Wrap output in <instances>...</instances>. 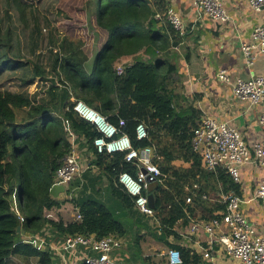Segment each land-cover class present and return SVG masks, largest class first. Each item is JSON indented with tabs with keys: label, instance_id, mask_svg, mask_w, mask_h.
<instances>
[{
	"label": "trees",
	"instance_id": "trees-1",
	"mask_svg": "<svg viewBox=\"0 0 264 264\" xmlns=\"http://www.w3.org/2000/svg\"><path fill=\"white\" fill-rule=\"evenodd\" d=\"M4 1L10 9H28L35 13L36 21L27 36L30 43L24 54L20 33L0 16V77L14 76L20 87L36 79L51 82L46 96L39 99L26 91L13 92L0 86V264H6L12 256L34 258L37 264H53L48 241L75 234H94L97 238L120 235L124 231V217L135 215L138 228L149 227V219L133 207L132 199L115 183L122 171L134 175V167L123 161V153H94L93 163L107 181L104 194L95 188L100 179L88 177L87 171L83 174L85 182L81 189L72 192L79 184L74 179L66 184L65 194L69 198L50 195L55 172L71 150L69 131L75 135L78 147L86 146L92 152V140L98 136L73 110V94L75 101L83 100L114 124L123 119L122 129L134 146H155V162L166 175L164 184L151 192L161 236L176 234L174 229L179 224L187 226L196 208L202 209L204 219L217 217L216 210L224 211V205H211L198 195L185 203L189 194L184 192L187 183L201 185L203 180L205 183L199 187L198 194L206 192L211 179L216 180L211 191H233L238 195L239 186L220 168L215 174L204 171L200 155L191 150L190 139L201 112L178 102L179 95L172 89L176 68L160 56V52L164 56L168 41L156 31L153 15L167 7L166 0H83L81 16L91 27L92 35L97 36L95 48L83 49L85 41L80 37L62 39L56 51L54 47L49 50L47 68L35 52L41 31L38 21L53 27L51 21L29 1ZM5 15L9 21L10 16L7 12ZM72 20L82 22L80 17ZM165 26L174 33L168 23ZM21 34L24 38V33ZM56 41L50 34L49 43L55 46ZM129 57L131 62L123 65L122 73L117 74L116 64ZM52 78L61 86L55 85ZM15 109L25 112L20 120ZM139 121L146 123L149 140H136L134 128ZM176 159L190 161V167L173 165ZM12 194L17 197L16 203ZM65 203L77 212L79 220L65 222L45 216L53 209L60 210ZM121 207L124 211L116 213ZM30 228L35 235L47 239L46 245L40 248L23 235ZM171 248L179 251L181 264L190 262L187 249Z\"/></svg>",
	"mask_w": 264,
	"mask_h": 264
},
{
	"label": "built area",
	"instance_id": "built-area-1",
	"mask_svg": "<svg viewBox=\"0 0 264 264\" xmlns=\"http://www.w3.org/2000/svg\"><path fill=\"white\" fill-rule=\"evenodd\" d=\"M246 2L251 9L264 12V0H246ZM192 6L197 17L205 16L221 22L228 19L223 0H192ZM153 18L156 22L168 23L179 37H184L189 31L179 13L170 6L163 11L154 12ZM240 51L247 67H251L258 58L264 55V24L253 27L250 40L241 43ZM115 70L117 74H121L123 64H117ZM216 77L218 81L230 87L231 94L236 100L247 103L249 107L262 106L258 115V123L264 132V74H256L247 78L231 77L225 69H222ZM71 101L74 102L73 110L76 114L88 122L98 136L92 140L94 152L89 151L86 156H83L77 152L75 135L69 131L71 150L62 158L55 172L53 183L66 187V184L73 179L96 166L93 163L94 153H123V161L134 167V175L128 171H122L117 174L115 183L132 199L133 207L141 215L157 223L159 228L154 208L149 205L147 198L149 183L156 186L163 185L166 179V175L162 174L155 162L157 156L155 146H134L129 135L122 129L123 119H118L117 124H114L83 101H75L72 97ZM134 132L136 140H149L148 127L144 121L136 123ZM190 146L194 153L200 155L204 171L215 174L220 168L236 184L241 181V166L253 164L257 167H264V139L248 145L237 129L228 122L214 117L204 116L200 119L198 126L193 129ZM185 188L189 193L185 197V203H190L192 197L197 195L203 200L209 199L205 193L198 194L197 184H192L189 189ZM253 196V198H264V179L256 186ZM211 201L224 205V211L218 212L217 217L210 219L191 220L187 227L186 236L201 232L207 235L205 245H201L203 257L209 258L214 248L219 247L225 255L240 264H264V238L252 228L241 212V198L233 191H219ZM19 219L23 220L22 215H19ZM77 219H80L78 214ZM43 239L41 235H35L32 243L43 245ZM120 245V241L114 234L101 238L93 235H68L64 237L61 245L50 248L52 263L116 264L110 253ZM78 248L85 249L90 254H81ZM167 258L170 264L182 263L180 253L176 249H170Z\"/></svg>",
	"mask_w": 264,
	"mask_h": 264
},
{
	"label": "crops",
	"instance_id": "crops-1",
	"mask_svg": "<svg viewBox=\"0 0 264 264\" xmlns=\"http://www.w3.org/2000/svg\"><path fill=\"white\" fill-rule=\"evenodd\" d=\"M166 2L167 6L179 13L189 28L184 37H179L175 33H169L164 23L156 22L155 26L160 29V34L165 35L168 41V47L163 57L165 61L167 60V64L170 63L176 68L172 89L176 95H179L178 102L199 109L200 119L210 116L228 122L242 134L248 145L263 140L264 132L258 123V115L262 106L249 107L247 103L236 100L231 94L230 87L218 81L216 76L222 69H225L231 77L247 78L256 74H264V55L258 58L251 67H247L240 51L241 43L250 40L253 27L264 24V12L251 9L246 0H223L228 19L221 22L208 19L205 16L197 17L192 0H166ZM131 60V57L125 58L117 64L125 65ZM75 146L81 155L85 156L89 153L86 146L78 147V143ZM172 164L186 169L190 167L191 163L176 159ZM200 165L203 167L202 163ZM85 172L77 177L80 189L85 182L83 177ZM240 179L238 196L241 198V212L252 228L264 238V198H253L256 186L264 179V167H257L253 164L243 165L240 168ZM200 182L201 185L194 184L201 188L205 182L203 180ZM214 185H216V180L211 179L205 192L209 197L205 201L211 205H215L216 202L211 199L216 197L219 192V190L211 191V187ZM185 187L189 189L192 185L188 186V183L184 185V192H187ZM61 196H66L65 190L55 198L59 199ZM73 211L74 217L69 221L79 220L77 212L74 209ZM119 211H124L123 207L121 210H116V213ZM216 211L215 213H218L221 210ZM45 216L49 217L48 212L45 213ZM56 218L53 220H57ZM201 219H204L202 209L196 208L194 215L189 218L187 226L179 224L174 229L176 234L161 236L157 223L153 220L147 219L149 227L141 229L136 225L135 215L133 218L124 217V219L122 218L123 233L114 234L121 245L112 250L110 256L116 264H170L167 258L168 251L173 249L171 248L173 246H180L191 254L188 264H240L225 255L219 247L214 248L209 258L203 257L201 245H205L207 235L201 232L186 236L191 220ZM222 228L224 229V227ZM23 235L33 234L24 231ZM90 235L95 236L94 234ZM43 240L46 245L47 239ZM63 240L64 238L48 241L47 246L51 249L55 248L61 245ZM78 250L81 254H90L85 249L78 248ZM15 259L17 257L12 256L7 260V263L9 260Z\"/></svg>",
	"mask_w": 264,
	"mask_h": 264
},
{
	"label": "rangeland",
	"instance_id": "rangeland-1",
	"mask_svg": "<svg viewBox=\"0 0 264 264\" xmlns=\"http://www.w3.org/2000/svg\"><path fill=\"white\" fill-rule=\"evenodd\" d=\"M32 3L42 14L46 15L49 20L51 21L53 27H49L46 25V23L42 22V20L38 21L39 25L41 27L40 31V39H39V46L36 49L35 54L39 55L40 62L42 65H44L46 68L48 67V57H49V50L54 47V51L58 49L57 44L62 39H68V40H74V37H80L84 39L85 44L83 49L89 50V47L95 48V39L96 35H92L91 27H89V24L84 19V16H81L80 7L82 6L83 0H26ZM5 12H7V15L10 16V20L7 21ZM0 16L4 19L5 23L12 24L16 31L20 33V38L22 41V51L23 53L27 54L28 52V44L30 43V40L27 41V36L32 30V27L35 24L36 21V15L35 13H32L28 9H10L5 6V1L0 0ZM65 16L67 18H65ZM75 17H80L81 21L74 22L72 19H75ZM77 25V26H76ZM76 26V27H75ZM167 26H165L166 28ZM156 31L160 32L159 28H156ZM169 33L170 30L167 29ZM21 32L24 33L25 37L23 38ZM50 34H52V37H54L56 41V45L53 46L49 43V37ZM73 35V36H72ZM164 55V54H163ZM28 56V55H27ZM141 57L146 58L143 53L140 54ZM160 56L163 57L160 53ZM91 60V59H90ZM117 65V64H116ZM47 71V70H46ZM8 75H3L0 77V86L5 87L6 89L13 91V92H22L26 91L31 97H35L36 99H39L41 97L46 96V91L48 87L50 86V80H43L39 81V79L34 80L32 83L26 86H19L20 82L14 76L6 78ZM50 79V76H49ZM53 82H56L55 85L61 86L60 83L52 78ZM74 99L76 98L73 94ZM83 101V100H81ZM84 102V101H83ZM17 120H20L24 117V110L23 109H15ZM86 156V155H85ZM86 158V157H85ZM87 159V158H86ZM157 164V163H156ZM88 177L100 179L98 180V183L96 184L97 189L101 191V194H104L105 187L107 184L106 178L102 174V171L98 168V166L91 167L88 171ZM79 178H75L76 181H78ZM72 192H76V190L80 189V186H74ZM156 186L153 183H149L147 188L148 195H152V190ZM14 194H12L13 202L16 203V198L13 197ZM66 197L69 198V196H61L59 199H65ZM74 211L73 208L69 203H65L63 207L60 210L53 209L48 212L49 218L54 219L56 217L69 221L72 220V217H74ZM143 216V215H142ZM144 217V216H143ZM57 219V218H56ZM127 223V222H126ZM27 233H31L33 235L26 236L28 237L29 241H34V233L33 228H30ZM38 247H42L43 245L39 243H34ZM7 264H37V261L32 259H26L22 260L20 258H17L15 260H9Z\"/></svg>",
	"mask_w": 264,
	"mask_h": 264
},
{
	"label": "water",
	"instance_id": "water-1",
	"mask_svg": "<svg viewBox=\"0 0 264 264\" xmlns=\"http://www.w3.org/2000/svg\"><path fill=\"white\" fill-rule=\"evenodd\" d=\"M154 185H155V184H154ZM155 186H156V185H155ZM64 190H65V187H64L63 185L53 183L52 186H51L50 189H49V193H50V195H51L52 197L55 198V197H57V195H58L59 193L64 192ZM147 198H148L149 205H150L151 207H154V206H153V197H152V195H148ZM17 230H19V228H18Z\"/></svg>",
	"mask_w": 264,
	"mask_h": 264
}]
</instances>
